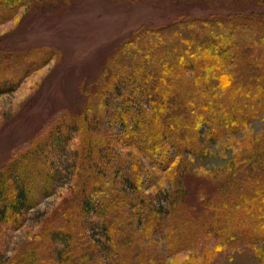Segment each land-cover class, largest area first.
Returning <instances> with one entry per match:
<instances>
[{"label":"trees","instance_id":"trees-1","mask_svg":"<svg viewBox=\"0 0 264 264\" xmlns=\"http://www.w3.org/2000/svg\"><path fill=\"white\" fill-rule=\"evenodd\" d=\"M24 5L0 0V23ZM31 56L16 54L15 67L31 69ZM108 67L112 77L103 71L98 83V111L83 104L73 110L78 117L69 126L82 148L76 159L77 213L50 226L14 258L5 261L0 253V264H106L104 255L113 264H163L176 239L192 228V214L176 202L181 190L175 198L162 190L157 200L142 193L135 178L138 159L132 155L126 167L120 156L113 159L112 141L134 146L165 169L177 154L191 151L200 125L213 141L262 114L264 13L184 14L165 25L140 27L126 36ZM9 87L10 78L0 79V92ZM114 124L121 127L118 134ZM253 138L194 221L227 243L259 245L264 264V131ZM52 167L40 150L0 166V240L4 227L18 226L36 204L38 181L50 185ZM160 197L165 206L156 205ZM89 215L98 218L97 239L80 227ZM164 225L168 239L152 245L155 229Z\"/></svg>","mask_w":264,"mask_h":264},{"label":"rangeland","instance_id":"rangeland-1","mask_svg":"<svg viewBox=\"0 0 264 264\" xmlns=\"http://www.w3.org/2000/svg\"><path fill=\"white\" fill-rule=\"evenodd\" d=\"M22 1L27 5L0 23V79L10 78L8 90L0 92V166L40 150L53 167L50 185L42 186L38 181L41 190L35 194L36 204L24 212L19 225L4 227L0 253L5 261L21 254L50 226L65 224L66 217L74 218L77 213L80 198L74 193L80 189L76 159L82 148L69 127L78 117L73 110L84 104L98 111L93 107L97 105L98 83L103 71L105 77H112L110 57L126 36L143 26L165 25L184 14L264 13V0ZM27 51L35 63L24 73L25 66L15 67L18 62L14 56ZM112 128L113 134L121 130L119 124ZM198 131L191 151L177 154L165 169L134 146L114 141L111 156H120L126 167L135 155L140 164L135 177L138 186L156 200L162 190H169L172 198L174 191L181 190L176 202L192 214L193 226L183 233L182 240L176 239L175 251L167 254L163 264H263L257 253L259 245L227 243L195 222L194 216L241 159L248 140L263 133L264 112L217 140L209 139L203 125ZM109 176L107 179H113ZM158 201L156 205H166L163 197ZM82 220L80 227L97 239L98 218L89 215ZM166 229L167 225L155 229L152 245H162L168 239ZM102 259L113 264L105 255Z\"/></svg>","mask_w":264,"mask_h":264}]
</instances>
